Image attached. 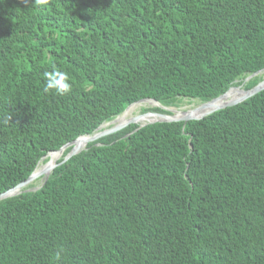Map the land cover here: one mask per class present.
Instances as JSON below:
<instances>
[{
    "label": "trees",
    "instance_id": "trees-1",
    "mask_svg": "<svg viewBox=\"0 0 264 264\" xmlns=\"http://www.w3.org/2000/svg\"><path fill=\"white\" fill-rule=\"evenodd\" d=\"M262 69L264 0H0V194L133 103L199 105ZM137 127L0 200V264H264V90Z\"/></svg>",
    "mask_w": 264,
    "mask_h": 264
},
{
    "label": "water",
    "instance_id": "water-1",
    "mask_svg": "<svg viewBox=\"0 0 264 264\" xmlns=\"http://www.w3.org/2000/svg\"><path fill=\"white\" fill-rule=\"evenodd\" d=\"M263 73H264V69H262V70L258 71L257 73H254V74H252L251 76L247 77V78L245 79L244 82H247V81H248L249 79H251L252 77H254V76H256V75H259V74H263ZM231 88H240V89L242 90L243 95H242L241 97L237 98V99L230 100V101H228V102H226V103H224V104H222V105L216 106V107H214V108L208 110L207 112L201 114V115L198 116V117H193V116H189L188 114H185V113H187V111H188V110H187V111H182V113L184 114L183 117L175 118V117H174L175 113H176V112H180V111H177V110H173V109H170V108L164 107V106L160 105V104H159L157 101H155V100H151V99H143V100H149V101H152V102H154V103L156 104V106H154V107H156V108H160V109H162V110H164V111H168V112L171 113L170 115H166V114H162V113H158V112H152L153 114L162 117L160 120L155 121V122H153V123L183 122V124L185 125V124H186L187 122H189V121L202 120V119L206 118L207 116H210L211 114H213V113H215V112H217V111L224 110V109H226V108H230V107H234V106H236V105H238V104H241V103L245 102L246 100L252 98L253 96L257 95L258 93L262 92V91L264 90V75H263V79H262L260 82H258L255 86H253L252 88H250V89H248V90H244V89H242L241 86H238V87H231ZM231 88H229V89L227 90V92H228ZM227 92H225L224 94L220 95L219 97H217V98H215V99H213V100H211V101H209V102H206V103H202V104L197 105L196 108H200V107H203V106H206V105L212 104L214 101H216V100H218L219 98H221L222 96H224ZM143 100H140V101H138V102H141V101H143ZM138 102H136V103H138ZM133 104H135V103H133ZM133 104H131V105H133ZM131 105H129L124 111H126ZM147 113H148V112H147ZM145 114H146V112H145ZM116 118H117V117H116ZM116 118H115V119H116ZM115 119H113L112 121H110V122H108V123H105V124L101 125L100 127H98L97 130H96V132H94L93 134H91V135H85V136L88 138V143L93 142V141H95V140H97V139H100V138L106 137V136H108V135L114 134V133H116V132H119V131H121L122 129H124L125 127H127L128 125H130V124H134L133 120H131V121L128 122V124H125V125H122V126H113L112 123L114 122ZM153 123H149V124H153ZM149 124L142 125V126H138L133 132H136V131H138L139 129H141V128H143V127L149 125ZM105 125H109V127H108L107 129H103V126H105ZM77 139H78V138H77ZM77 139H76V140H77ZM74 141H75V140H74ZM74 141H73V142H74ZM73 142H71V143H73ZM71 143H68V144L64 145L63 147H66V146H68V145L71 144ZM63 147H62V148H63ZM62 148H61V149H62ZM81 151H82V150H81ZM81 151L70 150V151L68 152V154L62 159V161H60L59 163H56V164L53 165L48 171L45 172V175H44V177H43V182H42V184H44V183L46 182V180L48 179V176L50 175V173L52 172V170H53L55 167H57V166H59V165L65 163L66 161H68V160L71 159L72 157H74V156H76L77 154H79ZM47 155H48V154H47ZM47 155H46V156H47ZM44 157H45V156H44ZM44 157H43V158H44ZM43 158H42L41 160H43ZM34 171H35V170H34ZM34 171L32 172V174H31V175H30L25 181L19 183V184L16 185L14 188H12V189H10V190H8V191H6V192L0 194V200H3V199H5V198H9V197H12V196H15V195L19 194L25 186H27L29 183H31V182L33 181V179H34ZM37 189H39V187H38V188H35V189H31L30 191H35V190H37ZM27 191H28V190H27Z\"/></svg>",
    "mask_w": 264,
    "mask_h": 264
},
{
    "label": "bare ground",
    "instance_id": "bare-ground-1",
    "mask_svg": "<svg viewBox=\"0 0 264 264\" xmlns=\"http://www.w3.org/2000/svg\"><path fill=\"white\" fill-rule=\"evenodd\" d=\"M233 89L234 88H231L224 96H222L218 100L214 101L212 104H209V105H206V106H203L200 108L188 109L187 113H185V114H188L189 116H193V117H198L201 114L207 112L208 110H210L216 106L222 105V104H224L230 100L237 99L243 95L241 89H237V90H233ZM146 105L156 106V104L154 102L148 103ZM132 108L133 107L128 108L120 116H118L114 120L112 125L116 126L120 122H129V121L133 120L135 125L142 126V125H146L149 123H153V122L158 121L162 118L160 116L153 114L151 111H148V113L146 112V114L142 113V114L136 115L135 117L127 118L128 113L131 111ZM183 115L184 114L180 111V112H176L174 117L180 118V117H183ZM125 124H128V123H125ZM125 124H122V125H125ZM122 125H120V126H122ZM108 127H109V125H105V126H103V129H107ZM87 143H88V138L86 136H81L77 140H75L73 143L69 144L68 146L78 145L79 146L78 151H81V150H83V148L86 146ZM68 146L63 147L62 149H60L56 152H51L47 156H45L43 158V160L45 159V162L39 164L38 167L36 169H34L35 170L34 171V179L32 182L39 181L42 177H44L45 172L48 171L54 165V163H55L54 161H57L62 157L63 151Z\"/></svg>",
    "mask_w": 264,
    "mask_h": 264
},
{
    "label": "clouds",
    "instance_id": "clouds-1",
    "mask_svg": "<svg viewBox=\"0 0 264 264\" xmlns=\"http://www.w3.org/2000/svg\"><path fill=\"white\" fill-rule=\"evenodd\" d=\"M47 83L45 90H55L59 95L66 94L70 90V85L66 82L67 76L65 73L56 71L51 74H46Z\"/></svg>",
    "mask_w": 264,
    "mask_h": 264
},
{
    "label": "rangeland",
    "instance_id": "rangeland-1",
    "mask_svg": "<svg viewBox=\"0 0 264 264\" xmlns=\"http://www.w3.org/2000/svg\"><path fill=\"white\" fill-rule=\"evenodd\" d=\"M264 75V73L262 74ZM140 107V108H139ZM148 107V108H147ZM151 107L153 108L154 106H150V105H146V104H139V105H135L131 111L128 113V116L127 118H131V117H135L136 115L138 114H142V110L143 109H151ZM197 107V104L195 103H192V104H186V103H182L181 106L179 108H172L174 110H177V111H187L188 109H191V108H196ZM140 124V123H139ZM64 154V153H63ZM45 159L44 160H41L39 164L41 163H44ZM59 161V160H58ZM57 161V162H58ZM56 162V163H57ZM43 178V177H42ZM40 179L39 181H36V182H31L29 183L27 186H25L24 188L28 187L31 185V189H35V188H38L40 187V185L42 184L43 182V179ZM30 189V190H31Z\"/></svg>",
    "mask_w": 264,
    "mask_h": 264
}]
</instances>
